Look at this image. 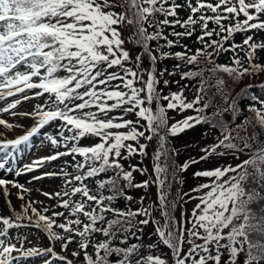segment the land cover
Returning a JSON list of instances; mask_svg holds the SVG:
<instances>
[{
	"label": "snow or ice",
	"instance_id": "1",
	"mask_svg": "<svg viewBox=\"0 0 264 264\" xmlns=\"http://www.w3.org/2000/svg\"><path fill=\"white\" fill-rule=\"evenodd\" d=\"M186 6L191 14L181 20L178 9L185 5L175 0H0V100L23 94L21 98L7 103L6 107H0V113L15 110L21 99L40 98L47 94L43 104L36 105L33 111L19 113L31 116L35 121L23 135L15 139H0V153H3L0 169L6 168V163L19 150V146H27L32 137L40 134L41 129L57 121L61 122V130L55 136L45 134V139L53 148L58 149L63 145L67 150L56 151L34 161L24 170L33 171L45 162L56 161L60 157L72 156L74 161L77 155L82 158L71 165L76 174L68 173L63 168L59 173L66 178V190L55 193V196L60 198V206L75 217H65V222L60 224L52 217L63 216V212H53L52 217L43 214L49 209L38 211L33 206L35 201L23 203L25 197L22 193L29 191L27 188L0 178V192L11 211V216L0 214V237H7L9 229L22 226L16 221L27 219L33 227L44 231L53 245L59 241L62 251L75 242L77 250H73L71 256L79 259L83 253L81 264H133L132 258L139 254L141 245L133 243L121 247L115 246L114 241L123 236L119 243L126 244L127 233L139 240L140 237L131 229L136 227L142 233L143 229L138 225H148L150 219L136 218L150 217L151 213L144 207L134 211L109 205L117 197L133 200L124 191L125 188H147L150 183H155L159 189L165 223L159 226L158 222L151 221L158 225L155 228L158 241L148 245L149 248L159 244L166 246L172 252V264H264V100L260 101V109L249 106L254 117L245 118L239 124L235 123L239 112L236 99L226 108H218L211 116L203 114L211 106V101H205L201 106V93L205 92L208 80L217 73H225L233 81H239L245 75L264 72V64L252 63L256 50L264 49V42L257 44L253 42V36H247L241 45L233 43L230 48L224 46L236 32L264 31V20L260 18L264 16V0H215V3L196 0L195 5L188 0ZM116 8L123 10L117 12ZM206 11L213 15L197 16ZM157 14L164 18L157 19ZM241 15L244 17L242 21L239 19ZM226 19H234L236 23L225 29L222 21ZM210 22L219 27V32L208 28ZM124 24L133 26V35L129 39L143 50V54L136 55L134 59L123 47L125 41L121 38L119 26ZM197 25L202 33L197 37L203 45L201 48L193 52L187 45H182L184 51H163L165 47L172 49L180 46V38L191 37ZM176 26L184 31H173L170 35L177 39H168L163 29ZM149 28L154 30L150 32ZM221 32L227 35L219 40H205V37L211 38L214 34L220 36ZM160 40H164L165 44H158L155 49L150 47V42ZM237 48L245 51L249 67H244L237 56L233 57L231 65L218 64L213 59L214 55L229 50L235 52ZM143 56L151 62L150 70H142ZM169 58L181 61L184 66H193L179 72L181 80L201 78L193 100L187 101L183 90L167 96H161L157 90L156 62ZM201 58L208 67H200ZM129 63L132 67L128 66ZM174 68L181 69V64ZM205 71L211 74L207 79L204 78ZM165 73L171 76L176 75L177 71L164 69L159 75L162 77ZM112 81L119 83L112 86ZM163 83L167 86L170 81L164 80ZM137 84L141 87H137ZM98 85L105 87L98 88ZM211 87L217 89V94L227 104L225 80L216 78ZM253 87L264 88V84L247 85L237 97L246 95L248 89ZM29 92H32V96L28 95ZM161 100L167 101L166 107L161 105ZM154 103L155 108L152 107ZM92 108L96 111H85ZM188 109H193L197 115L184 117L169 125L168 110L184 112ZM114 110H119L121 115L111 116ZM223 112L232 113L231 122L215 119ZM17 114L12 112V115ZM128 114H133L137 119H125ZM200 124H208L219 131L215 143L201 148L203 155L198 159L190 158L178 165L176 172H185L193 164L206 163L213 156H229L238 163L195 171V178H208L209 183L199 184L191 191H208L198 197L184 193L189 199H198L199 203L192 209L191 220L182 213L181 220L177 221L167 211L171 184H168L169 193L163 191L169 172L167 161L170 152L172 156L178 155L175 149L167 147V142L169 137H176ZM0 126L9 131L20 127L3 118H0ZM140 128L150 134L146 135ZM65 131L70 135H65ZM3 135V131H0V137ZM83 138H98L99 142L81 146L79 142ZM154 138L158 143L152 157L156 178L154 181L133 183V172L144 174L147 170L134 165L130 170H125L121 161L134 154L147 156L148 144L139 141H152ZM130 141L136 142L137 146L127 143ZM241 156L245 158L240 159ZM109 172L113 173L109 178L95 180V193L84 183ZM176 172L172 175L175 176ZM16 175H20V172ZM121 180L125 182L123 188L120 186ZM9 185L20 190L17 198L22 201L21 211L15 210L9 199ZM105 189L112 195L105 196ZM44 194L52 196L50 193ZM77 195L81 197L78 201L73 199ZM105 201L108 205H105ZM172 207H175V202H172ZM106 213H111L114 218L105 220ZM81 216L84 220L80 219ZM189 224L190 227L187 226ZM54 226L65 235L54 231ZM97 233L102 234L104 239L93 242L92 238ZM18 243H21L19 248L10 239H0V264H13L21 259L49 254L53 260H60L63 264H76L75 259L57 254L52 246L25 249L22 240L18 239ZM89 248L93 249L91 254ZM13 252L18 255L13 256ZM112 257H116L115 261ZM44 264L52 262L45 260ZM135 264H168V261L149 254L137 259Z\"/></svg>",
	"mask_w": 264,
	"mask_h": 264
},
{
	"label": "rangeland",
	"instance_id": "2",
	"mask_svg": "<svg viewBox=\"0 0 264 264\" xmlns=\"http://www.w3.org/2000/svg\"><path fill=\"white\" fill-rule=\"evenodd\" d=\"M176 3L179 4H184L185 7L178 9L179 13V19L184 20L187 19L188 15H190V10L187 8V3L188 0H175ZM208 2L215 3V0H208ZM247 2H250V0H247ZM191 3L195 5L196 0H191ZM123 9L121 8H116L115 11L120 12ZM200 14L208 15L211 16L213 13L211 12H203V13H198L197 16ZM163 16H160L159 19H163ZM262 20H264V16L260 17ZM171 19V18H170ZM239 19L242 21L244 19L243 15L239 17ZM254 22V21H253ZM236 21L234 19H226L222 21L223 26L225 29H227L230 25H234ZM147 27V25H146ZM200 28V26H199ZM209 28V27H208ZM150 29V28H149ZM211 29V28H209ZM217 32H219V27L215 26L214 28ZM119 30L122 33L121 38L125 41L123 47L128 50L131 54L133 59L135 58L136 55H142L143 50L137 46L134 42H132L129 38L133 35L134 28L132 25L124 24L119 26ZM170 27H165L163 29V34L168 37V39L176 40L177 37L171 36L170 35ZM201 31V29H200ZM227 35L226 32H221L220 36H216L215 34L213 35V39L211 40H219L220 37H223ZM200 36V35H199ZM247 36H253V42L259 44L264 42V31H256V30H250L246 32H236L234 33L233 37L230 38L227 41L234 42L237 45H241L243 43V40ZM198 42V40H197ZM159 44L158 41H152L150 44V47L155 49L157 45ZM180 46L173 47L172 49H166L165 51H172V52H177V51H184L185 49L182 47V45H187L189 49H191L193 52L197 48H201L203 45L198 42V45H195L193 42H191L187 37L180 38L179 41ZM244 48H247V46H244ZM156 55H159V53H154ZM234 56H237L238 58L241 59L243 66L244 67H249L248 63L246 62L245 59V51L241 50L240 48H237L235 52L229 50L227 54L224 55L226 62L223 63L224 65H231L232 59ZM158 61V60H157ZM167 61H163V63L160 65L159 62H156V68L157 71L160 70V67L162 71L166 68ZM252 63L254 64H264V49H257L256 50V56L255 59H253ZM129 67H132V64H128ZM235 66V65H232ZM151 68V62L147 59L146 56H143V64H142V70H150ZM157 74L158 78V85H157V90L160 92L161 96H167L170 93L174 92H180L183 90V95L186 97L187 101L193 100L191 93L185 89V85L181 84L180 82L177 81L176 77L174 75L169 76L167 73H165L162 77ZM146 79V75H145ZM164 80L170 81V83L165 86L163 83ZM228 82V81H226ZM119 81H112L111 85L114 86L118 84ZM260 85L264 84V72H261L259 74H254V75H245L242 77L240 81L237 82V85L241 88L244 85ZM137 87H141L140 84L136 85ZM104 85H98V88H104ZM35 91V90H33ZM126 91V90H125ZM263 93V92H262ZM23 94H17L18 98H21ZM29 96H32V92L28 93ZM229 96V92H228ZM15 97H7L5 100L0 101V107H6L7 103L9 100L14 99ZM261 98L264 99V93L261 95ZM17 99V98H16ZM47 99V94H45L44 97L40 98H32L29 100H23L21 99L22 102H29L33 104L34 108L38 104H43L44 100ZM113 101H108V103H112ZM161 105L164 104V107L167 105V101L161 100L160 101ZM153 108H155V103L152 105ZM262 107L261 103L257 105V109H260ZM96 111L95 108L92 109H86L85 111ZM11 111V110H10ZM111 116H119L121 115V112L119 110H114L113 112L110 113ZM167 115L169 117V125L172 123H175L178 120L183 119L184 117L187 116H196L197 113L193 109H188L185 110L184 112H180L179 110H168ZM254 117V113L251 111L248 113V118L251 119ZM125 119L128 120H136L137 118L133 114H128L125 116ZM143 124L144 121H141ZM60 124L61 122L57 121L50 126H45L43 129H41L40 134L32 137L30 140V144L28 147V152L26 153L27 147H19V150L14 152L13 157L10 160H13V162H7L6 163V168L5 169H0L3 176L6 177V180H14L15 183L21 182L19 178L17 177L16 169H17V164L18 162H21V157H23L24 160H32V157L37 154H46L37 159H42L44 157H47L49 155L54 154L56 151H66L67 149L61 145V147L53 148L49 141L45 139V134L48 135H56L58 131H60ZM20 128L23 127L24 124H19ZM33 125V124H32ZM127 129H120L119 131H126ZM140 131H145L144 128H140ZM116 131V130H113ZM207 133V135H206ZM65 135H70L68 132H64ZM150 134L146 132V135ZM219 135V131L216 129L214 130H187L180 134L179 136L176 137H169L168 142H167V147L171 149H175L178 155L172 156L170 152V158L168 159L167 163L169 165V172L166 174V184L163 187V191L165 193H169V187L168 184H171L170 188V194L167 196L168 200V207L167 211L170 216L175 217L177 221L181 220L182 213L186 215L187 219L191 220L192 216V209L195 207L197 203H199L198 199H189L188 196H184V193H189L190 196L192 197H198L203 195V192L208 191V189H204L202 192H193L191 191L193 188L197 187L199 184L202 183H209L208 178H195L193 176V173L195 171H200L208 168H212L215 166H223L227 164H232L235 165L238 163L237 160H235L232 157L225 156V157H211L208 162H200L198 164H193L189 167L188 171V180H187V186L184 188L181 187V180L182 178L179 176L180 172H176L177 166L182 165L186 160H189L190 158H197L200 155H203V153L200 152V149L203 147H206L208 145H211L215 143L216 136ZM93 142H99V139L96 138L95 140H92V138H83L80 140L79 144L81 146H88L90 143ZM127 143H132L135 146H137L136 142H127ZM139 143H146L148 144L147 148V156H141L139 154H135L134 157H136V161L133 160V162L125 164L124 162H121L125 168V170H130L131 166H136L141 169H146L147 171L144 174H141V172L136 171L133 172V183H142L145 180H155V173L153 172V154L155 150L158 148V143L156 139L154 138L152 141H146L144 139H140ZM26 150V151H25ZM40 151L39 153H37ZM218 151H222L218 150ZM244 156H241L240 159H244ZM82 160L81 157L78 155L75 157V161H80ZM73 160L72 156H66V157H60L56 161H48L43 164V166L39 167L38 170L40 172V175L38 177H41L36 184V188H41L42 191L40 192V196H34L32 198V194H24L25 200L30 199L32 201H35L36 203L34 204V207L37 208L38 211H43L44 208H48L49 211L46 213H43L49 217H52L53 212H63V216H58V217H52L55 219L57 224L64 223L65 222V217L68 219H75V217H72L69 215V211L62 208L60 206V198L55 196V193L57 192H62L65 189L64 181L65 177L60 175V171L63 168L64 171L72 174H76V170L71 166L72 164L75 163ZM67 162V163H66ZM164 163L163 157L161 158V164ZM10 169V171H9ZM173 172H176L175 176L172 175ZM14 173V177H10L11 174ZM45 173H57V175H51V176H46L44 175ZM14 178V179H13ZM33 184H31L32 186ZM30 186V185H29ZM77 186H79L77 184ZM122 188L124 186V182H121L120 185ZM128 190V195L133 198L132 201H129L130 206L136 209H139L141 207L147 208L149 212L151 213L150 217H145L141 216L138 217V220L140 219H150V223L148 225H143L141 226L143 231L141 233V240H142V250L141 252L136 256V258L133 261V264H135V261L137 259H140L142 256L146 255H153V256H161L162 258L166 259L168 261V264L172 262L170 259L172 252L170 249H168L166 246L159 244L155 248H149L148 245L154 244L158 241V236L155 233V228L159 225L162 226L165 223V219L162 215V210L160 206V201H159V196H158V186L155 183H150L147 188H125ZM43 193V194H42ZM44 193H50L52 196H46ZM68 197H64V199H67ZM141 198H143V201L141 202ZM74 200L78 201L81 199L79 195L73 197ZM27 201V200H26ZM172 202H175V207H172ZM12 205L14 206L15 210L19 211L20 205L22 203L21 200H18V202H11ZM3 208L8 212V214L11 213V211L7 207V201H3V204H1ZM0 214L8 216L5 214V212L0 211ZM80 219L84 220V217L81 216ZM156 221L158 222V225L156 223H152L151 221ZM16 223L21 224L22 226L20 228H12L9 229V234L7 237H0V239H5L8 240L10 239L12 243H15L16 246L19 248L21 247V243H18V239L23 241V248L28 249V248H37V249H46L50 246L54 247V251L61 255V256H67L69 259H75L76 264H81V260L83 258V253H81V257L79 259L73 258L71 256V252L73 250H77V244L74 242L69 245L68 249L66 251H62L60 247V242H56L54 245L48 240L47 234L42 231L39 228L33 227L31 223L27 220H21L17 221ZM190 227L191 225H187ZM2 227V225H0ZM54 231L61 235H65L63 231L59 228H56L54 226ZM26 238V239H24ZM79 238L77 237V240ZM199 243V241H197ZM89 250V249H88ZM90 253V252H89ZM18 255V253L13 252V256ZM45 260H49L52 262V264H61L60 260H53L51 257V254L45 257H29L28 259H21L18 261H14L13 264H44Z\"/></svg>",
	"mask_w": 264,
	"mask_h": 264
},
{
	"label": "trees",
	"instance_id": "3",
	"mask_svg": "<svg viewBox=\"0 0 264 264\" xmlns=\"http://www.w3.org/2000/svg\"><path fill=\"white\" fill-rule=\"evenodd\" d=\"M160 16L161 15L157 14V19H159ZM215 26L217 27V25H215V24H213L211 22L208 25V27L211 28V29H214ZM170 29H171L170 30V33L173 32V31H175V32L184 31V29L180 28L179 26H176L175 28L170 27ZM148 30L151 32L154 29L150 28ZM201 34L202 33L200 31L199 25H197V26H195V31L193 32V35L191 37H187V38L191 42H193L195 45H198L197 37L199 35H201ZM213 38H214L213 36L211 38L205 37V40L207 41V40H211ZM158 42H159V45L165 44V41L164 40H160ZM233 43L234 42L226 41L225 44H224V46H225V48H230V46ZM150 44H151V42H150ZM166 49H168V48L167 47L163 48V51H165ZM209 51H212V49H209ZM227 52L228 51H225V52L219 53V55H214L213 56V59L218 64H223V63L226 64V62L229 63L228 61L224 60L225 59L224 55L227 54ZM163 61H167L168 62L166 64V68H165V69L168 70V72L177 71V74L174 75L176 77L177 81L180 82L181 84L185 85V89H187L191 93L192 98L194 99L195 96H196V89L200 86L199 81H200L201 78L200 77H197V78H195L193 80H188V79L181 80L180 79V75H179V72L180 71H187L190 68H192L193 66H191V65L184 66L181 61H178V60H175V59H171V58H169V59H163V60H159L158 59L157 62H159L160 65H161L163 63ZM177 64H181V69L176 70L174 68V66L177 65ZM200 67L201 68L208 67V65H205V63L203 62V58H201V65H200ZM160 70L162 71L161 67H160ZM159 71H157V74H158ZM210 75L211 74L209 72H207V71L204 72V78L205 79H207ZM216 78H223L225 80V82L228 81V82H226V85H227V95H228V92H229L227 104L224 102V99L219 94H217V89L215 87H211V85H214L215 84ZM237 82L238 81H233L225 73H217L216 76H214V77H212V79L208 80V84L205 85V92H202L201 93V95L203 96V100L201 101V106H202V104L205 101H211V106L208 109H206L203 114L204 115L211 116L218 108L222 110V109L226 108L228 106V104H231L234 99H236L237 108L239 109V112H238V115H237V118H236L235 123L236 124L242 123L245 118H248V113L250 112L249 111V106H254V107L257 108V105L260 104V101L261 100H264L263 98H261V95L264 93V88H260V87L249 88L246 95H241V96L237 97V94L238 93H241V90L244 89L247 86V85H244V86H242L240 88L237 85ZM251 85H254V84H251ZM253 96L256 97L255 100L252 99ZM162 106H164V104H162ZM215 119L216 120L224 119L225 121L231 122V120H232V113L231 112H223L221 116H216ZM193 129H195V130H208V129L209 130H214L208 124L196 125ZM188 130H191V129H188ZM216 131H217V129H216ZM262 139H264V136H262ZM124 155H127V153L124 152ZM134 156H135V154L132 155L131 157H129V159L122 160L121 162H124L125 164H128V163L133 162V160L136 161V157H134ZM188 171L180 172V174H179V176L182 178V180H181L182 181V184H181V187L182 188H184V185H185V187L187 186ZM111 175H113V173H111V172H109L107 174H101L100 177L90 178V179L84 181V183L88 185V187L93 191V193H95V191H96L95 180L96 179H107ZM121 182H124V181L121 180L120 181V185H121ZM124 191L128 195V190L127 189H124ZM103 194L105 196L112 195V193L110 191H108L107 189H105L103 191ZM105 205H108V202L107 201H105ZM109 206L114 207V208H117V209H120V210H127L129 208H131L134 211L137 210L136 208L131 207L129 201L127 199L123 198V197H117L114 201L111 202V204ZM93 207H95V206L93 205ZM88 210H91V209H88ZM113 218L114 217H113V215L111 213H106L105 214V220H110V219H113ZM136 219L138 220V217ZM104 226H106V224ZM138 227H141V226L138 225ZM131 231L132 232H135L136 233V236H139L140 239L138 240L134 236H132L130 233H127L126 235H127L128 238H127L126 244L121 245L119 243V240L120 239H123V236H120L116 241H114L115 246L126 247V246H129V245L133 244V243L139 244V245L142 246L141 232L138 231L136 227L132 228ZM92 239H93V242H96L98 240L104 239V237L102 236V234L97 233V234H94V236H93ZM185 247H187L186 244H185ZM141 248L139 250V253L142 250ZM92 251H93V249L92 248H89L88 252H90V254L92 253ZM135 258H136V256H134L132 258V261H134ZM111 259L113 261H115L116 257H112ZM60 262H61V264H63L62 261H60ZM170 264H172V262Z\"/></svg>",
	"mask_w": 264,
	"mask_h": 264
},
{
	"label": "bare ground",
	"instance_id": "4",
	"mask_svg": "<svg viewBox=\"0 0 264 264\" xmlns=\"http://www.w3.org/2000/svg\"><path fill=\"white\" fill-rule=\"evenodd\" d=\"M17 97H15L14 99H11L8 101V103L13 102ZM2 101V100H0ZM34 106L33 104L29 103V102H22L17 106V108L15 110H11L9 113H0V118L5 119L7 122L9 123H13L15 125H19V124H24L22 128L20 127H16L13 130L9 131L3 128V126H0V131H3L4 135L3 137H0V139H15L16 137H18L19 135H23L25 133V130L30 128L32 126V124H34V120L31 116H25V115H19V113H27V112H31L33 111ZM12 112H16L18 113L17 115H12ZM31 142V140H30ZM29 142V144H30ZM29 144L27 146L25 145H21L22 147H27L25 148L26 150L29 147ZM19 146V147H21ZM25 150V151H26ZM28 152V150L26 151V153ZM40 151H38L37 153H39ZM46 155V154H37L34 155L32 157V160H24L23 157H21V162L16 163L17 165V169L16 171L20 172V175H17V177L19 178V180L21 182H19V184L23 185L25 188H27L29 191L22 193L23 195L26 194H32V198L35 196H40V192L42 191L41 188H36V184L37 181L39 179H34V177H38L40 175V172L38 170L39 167H36L33 171H25L24 169L26 168V166L32 165L34 161L40 160L37 159L38 157ZM3 156V153H0V157ZM9 162H13L15 164V162L13 160H9ZM1 172V170H0ZM14 177V173L11 174L10 177ZM0 178L6 179L5 176H3L2 174H0ZM14 179V178H13ZM14 182V180H12ZM31 184H33L31 186ZM30 185V186H29ZM9 190H10V197L9 199L11 200V202H18V198H17V194L19 193L20 190L15 189V188H11V186L9 185ZM41 190V191H40ZM43 194V193H42ZM27 200V201H26ZM23 201V203H30L33 202L32 200H28L26 199ZM3 201H6L3 198L2 192H0V211L5 212V214H7L8 216H11V213L8 214V212L5 210V208H3V206L1 204H3ZM34 206V205H33ZM21 211V209L19 210ZM17 222V221H16Z\"/></svg>",
	"mask_w": 264,
	"mask_h": 264
}]
</instances>
